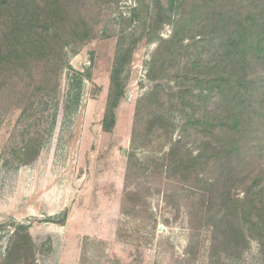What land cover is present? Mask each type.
<instances>
[{
    "label": "rangeland",
    "instance_id": "374dc122",
    "mask_svg": "<svg viewBox=\"0 0 264 264\" xmlns=\"http://www.w3.org/2000/svg\"><path fill=\"white\" fill-rule=\"evenodd\" d=\"M77 1L91 38L66 44L59 71L31 69L18 76L16 97L0 99V264L10 251L15 264H264V232L252 226L264 218V102H250L262 108L258 130L240 136L246 150L231 161L234 177L221 174L220 160L180 166L218 146L193 125L218 99L206 100L208 76L189 68L218 40H191L188 31L180 42L187 50L152 67L160 40L204 12L193 9L201 0ZM132 41L106 132L114 59ZM250 74L264 84V74ZM218 180L240 201L252 185L261 193L251 223L239 220L245 243L226 242L214 228L223 211L219 203L209 209L204 190ZM26 235L32 254L14 248Z\"/></svg>",
    "mask_w": 264,
    "mask_h": 264
},
{
    "label": "trees",
    "instance_id": "16d2710c",
    "mask_svg": "<svg viewBox=\"0 0 264 264\" xmlns=\"http://www.w3.org/2000/svg\"><path fill=\"white\" fill-rule=\"evenodd\" d=\"M73 1L75 0H0V99L7 94L9 100V95L15 93L20 78L25 75L18 76L30 72L31 69L37 71L41 66L47 65L48 69L59 71L63 65L61 55L66 44L71 41L82 44L91 38L93 32L82 14L83 8L78 1L74 6ZM197 4L198 8L193 7V9L204 12L200 15H197V12L196 15L191 16L182 28L178 21L176 31L170 39L160 40L156 54L160 53L161 60L157 62L155 57L152 58V67L157 70L158 67L163 68L165 58L181 50H187L180 45V42L188 31L191 40L194 37L193 33H198V36L202 35L204 38L208 36L213 41L218 40V44L213 46L214 52L206 58L202 57L205 52L198 54L200 58L193 59L189 67L197 75L206 73L205 75L208 76L211 86L207 88L206 100L209 101L210 97L218 99V105L206 110L203 118L194 120L193 125L199 126L203 134L211 135L212 142L218 140L216 142L218 146L212 151L206 149L204 154L198 153L185 161L181 160L179 165L193 166L202 160L208 165L220 160L221 174L227 176L226 171H229L228 176L234 177L235 172L230 170V166L238 164L233 165L231 161L234 163L239 158L242 159V153L246 150L240 136L258 130V122L253 125L254 115L258 118L262 108L257 110L250 102L253 98H257L260 104L264 102V84H258L262 79L259 81L249 79L252 71L258 74L255 77L264 74V0H201ZM153 21L157 24L156 29H159L161 24L158 19ZM156 29H153V34ZM134 45L135 42L132 41L130 47L121 49L114 59L109 95V99L112 100L106 109L102 124L106 132H109L114 125L112 110L121 95L118 76L130 60ZM27 79L30 80L29 77ZM157 79V76L153 77V81ZM13 95L16 97V94ZM261 128L263 129L264 125ZM217 132L220 134L217 137L213 136ZM203 145L210 146L207 143ZM244 173L241 174V178L252 175L247 171L246 175ZM254 186L252 185L249 191L245 190V194L248 193L247 196L251 198L246 197L244 201H240L230 194V184L220 180L218 183L206 182L204 203L209 209L219 203L223 214L214 224V228L216 231L220 229V236L224 241L235 245L241 241L246 242L239 220H244L246 223L250 221L253 208L251 205L257 197H261L260 191H253ZM243 188L240 190L243 191ZM215 195L216 199L213 198ZM258 223L252 226H257L258 233H263L264 218L260 224ZM14 248L32 254L27 235L18 239ZM11 254L10 251L2 264L16 263V260H12Z\"/></svg>",
    "mask_w": 264,
    "mask_h": 264
}]
</instances>
